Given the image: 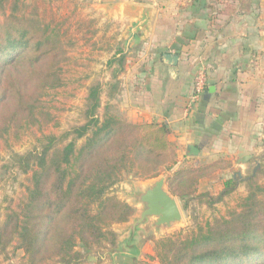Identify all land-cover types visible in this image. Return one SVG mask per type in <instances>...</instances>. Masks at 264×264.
<instances>
[{
    "label": "trees",
    "instance_id": "obj_1",
    "mask_svg": "<svg viewBox=\"0 0 264 264\" xmlns=\"http://www.w3.org/2000/svg\"><path fill=\"white\" fill-rule=\"evenodd\" d=\"M71 46L52 22L16 5L8 12L0 7V143L18 140L27 129L57 125L45 97L66 87L64 65ZM124 62L123 56L107 60L108 66L117 65L113 78ZM112 86L119 91L117 82ZM87 90L79 122L59 133H44L38 148L11 156L28 184L5 210L0 248L22 250L28 264H81L78 245L90 250L114 244L110 226L128 221L134 209L105 193L124 171L143 178L169 171L167 188L186 208L200 179L231 169L228 159L205 164L185 159L173 169L176 153L169 147L171 130L165 123H131L108 104L100 113L101 85ZM261 177L262 167L244 178L246 194L236 208L184 234L154 239L153 254L147 257L157 264H264ZM236 185L228 178L217 198L209 191L198 195L211 206Z\"/></svg>",
    "mask_w": 264,
    "mask_h": 264
},
{
    "label": "crops",
    "instance_id": "obj_2",
    "mask_svg": "<svg viewBox=\"0 0 264 264\" xmlns=\"http://www.w3.org/2000/svg\"><path fill=\"white\" fill-rule=\"evenodd\" d=\"M106 7L118 41L109 58L125 59L107 77L118 83L123 118L165 123L181 161L228 159L239 178L250 164L264 168V0H107ZM167 53L177 55L175 64ZM201 67L205 88L190 102ZM189 145L197 155L187 154Z\"/></svg>",
    "mask_w": 264,
    "mask_h": 264
},
{
    "label": "rangeland",
    "instance_id": "obj_3",
    "mask_svg": "<svg viewBox=\"0 0 264 264\" xmlns=\"http://www.w3.org/2000/svg\"><path fill=\"white\" fill-rule=\"evenodd\" d=\"M14 5L25 13L35 14L38 18L57 25L62 38L66 42H71L72 46L68 49V60L64 65L66 87L51 91L45 97V103L55 115L57 125L42 130L27 129L18 140L8 141L7 144L0 143V223L3 221L6 208L25 193L28 184L26 176L12 166L11 156L38 148L44 133H59L68 129L69 125L79 122L88 87L101 85L100 113L108 104L112 113L124 119L114 98L118 93L117 89L116 91L112 89L114 83H107V77L112 78L117 71V65L108 66L107 60L118 47L114 32L107 25V0H0V7H4L7 12ZM116 29L119 35V26ZM81 142L82 140H79L78 144ZM169 147L176 153V163L173 165L175 169L181 159H178L172 142H169ZM254 165L250 164L241 178L231 169L200 179L197 192L188 200L186 208H183V203L173 195L181 212V220L173 228L168 229L155 226L153 217L147 218L135 228L133 222L143 207L136 198L141 190L139 188L160 176L167 179L169 171L161 169L157 176L149 178L139 177L133 171H124L121 179L106 190L105 194L126 201L132 206L134 213L128 221L110 226L116 236L114 244L108 243L105 247L90 250L78 245L77 250L83 254L81 264H157L155 260L147 257V254H153V240L169 234H184L190 227L226 215L228 211L236 208L246 194L244 178L252 173ZM228 178L237 181L232 192L223 195L211 206L205 202L206 197L199 198L198 194L208 191L212 198H217L223 190L224 181ZM259 183L264 186V177L259 179ZM165 184L167 187V182ZM5 263L28 264L23 258L22 250H14L13 245L7 246L4 250L0 248V264Z\"/></svg>",
    "mask_w": 264,
    "mask_h": 264
},
{
    "label": "water",
    "instance_id": "obj_4",
    "mask_svg": "<svg viewBox=\"0 0 264 264\" xmlns=\"http://www.w3.org/2000/svg\"><path fill=\"white\" fill-rule=\"evenodd\" d=\"M164 58L170 64L177 62V55L167 53ZM187 154L195 156L199 149L194 145L188 146ZM259 169L256 164L251 175ZM166 179L163 176L153 179L144 186L137 194V200L143 205L139 216L133 222V228L144 222L147 218L153 217V224L162 228H173L181 220V212L176 198L168 191L166 187Z\"/></svg>",
    "mask_w": 264,
    "mask_h": 264
},
{
    "label": "built area",
    "instance_id": "obj_5",
    "mask_svg": "<svg viewBox=\"0 0 264 264\" xmlns=\"http://www.w3.org/2000/svg\"><path fill=\"white\" fill-rule=\"evenodd\" d=\"M205 82H206V71L204 67H201L197 71L194 78V84H193L192 94L190 96V102H194L198 100L201 93L204 91Z\"/></svg>",
    "mask_w": 264,
    "mask_h": 264
}]
</instances>
